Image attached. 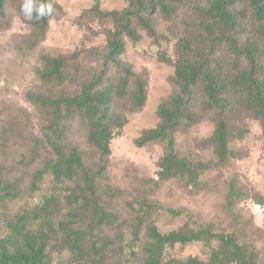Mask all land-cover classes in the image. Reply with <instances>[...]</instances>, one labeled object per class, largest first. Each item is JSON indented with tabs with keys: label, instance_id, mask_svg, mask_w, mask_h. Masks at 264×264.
<instances>
[{
	"label": "rangeland",
	"instance_id": "obj_1",
	"mask_svg": "<svg viewBox=\"0 0 264 264\" xmlns=\"http://www.w3.org/2000/svg\"><path fill=\"white\" fill-rule=\"evenodd\" d=\"M49 2L54 11L46 15V26L42 22L34 25L33 18L38 17L35 0L37 11L31 20L21 10L25 0H3L0 11V177L14 182L20 192L16 200L0 201V238L7 233V223L20 214L31 211L28 221L34 220V209L45 200H52L47 214L42 215L45 222L49 220L48 226L54 229L59 222H79L98 244L115 249L133 243L134 230L140 239L144 238L151 223L165 235L192 230L220 215L233 219L240 227V231L233 230L237 242L259 256L257 264H264V127L235 85L240 71L248 66L246 57L238 58L228 44L217 43L205 34L202 11L207 0H173L171 13L152 17L153 37L138 25H133L137 41L124 37L126 45L120 59L146 83L147 101L139 114L130 110V95L115 97L113 85L121 71L109 64L102 66L107 35L112 32V22L106 15L122 10L128 5L127 0ZM234 11L238 18L237 40L230 46L252 50L256 83L264 94V29L242 0L235 2ZM183 39L194 45L180 49ZM50 58L63 60L58 70L60 82L45 81L39 75L44 59ZM184 59L190 64L203 60L208 63L215 85L223 87L225 110L219 114L217 109L208 107L203 81L193 88L189 106L177 114L173 140H169L174 142L179 158L193 165L197 183L187 185L179 179L158 183L155 173L169 140L144 148H137L134 140L142 130L159 124V104L169 100L177 86L173 79L175 66L168 61L175 64ZM103 71L100 90L106 87L113 91L111 114L124 123L123 128L116 130L118 136L111 142V154L106 159L84 139L82 117L71 111L73 116L66 119L67 108H57L58 104L52 101L61 96L80 97L85 84ZM135 77L129 79L131 89ZM219 115L225 121L229 142L224 163L211 141ZM55 119L64 144L77 151L81 163L78 169L71 167L70 178L63 181L48 174L37 178L33 175L48 153H53L46 147L44 134L49 133L47 129ZM38 139L43 142L38 143ZM83 183H94V197L82 191ZM209 187L221 188L223 192H217L218 188L206 192ZM94 203L116 217L117 223L95 225ZM41 222L37 220L32 227L37 229ZM85 250L89 255V249ZM132 251V264H143L138 246ZM64 253H55L54 264L68 258ZM167 253L184 261L189 256L202 257V247L198 243L175 245L165 251V258ZM105 259H96L92 264H120L111 251Z\"/></svg>",
	"mask_w": 264,
	"mask_h": 264
},
{
	"label": "trees",
	"instance_id": "obj_2",
	"mask_svg": "<svg viewBox=\"0 0 264 264\" xmlns=\"http://www.w3.org/2000/svg\"><path fill=\"white\" fill-rule=\"evenodd\" d=\"M49 1L35 0L37 10ZM236 1L207 0V5L202 11L205 34L217 43L228 44L230 50L237 54L238 58L246 57L248 66L240 71L235 79V85L246 96L249 109L255 117L262 121L264 127V94L259 90L256 83L254 53L249 47L234 49L230 46L231 42L237 40L235 29L238 18L234 11ZM242 1L252 12L256 23L261 24L264 29V0ZM127 2L128 5L122 10L106 15L112 22V32L107 35L102 66L109 64L121 71L117 84L113 85L116 87L115 97L123 98L130 95L128 101L130 110L134 114H139L147 101L146 83L135 77L134 73L124 66L120 59L126 45L124 37L133 41L139 39L133 25H138L149 37H153L154 24L152 17L155 15L166 17L168 13H171L173 11V0H127ZM2 4L3 0H0V11ZM47 18L46 16L43 18L34 17V25L42 22L46 26ZM191 44L194 45L191 40L183 39L178 47L186 49ZM190 51L189 49L186 54ZM51 59H44V69L42 68L43 70L39 71V75L42 80L47 81L49 79V81H52L56 79L60 82L62 77L58 74V70L61 68L63 60L60 58ZM168 62L175 66L173 79L177 85L176 92L169 100H164L163 103L159 104L157 116L160 122L154 129L140 132V136L134 140V145L137 148H144L147 145L153 146L158 143L164 144L170 138L173 140L172 132L178 122V115L189 106L192 90L200 81L205 83L204 92L208 107L217 109L219 114L225 110L224 100L221 97L223 87L220 88L215 85L213 74L209 71L206 61H198L195 64H190L187 59L178 60L175 64L172 60ZM104 74L105 71L96 73L92 80L85 84L80 97L61 96L59 99L52 101L58 104L57 108L62 107V105L67 108L66 119L73 116L70 115L71 111L82 117V124L85 129L84 139L86 138L89 146L93 147L102 158L106 159L111 154V142L118 136L116 130L123 128L124 123L121 118H113L115 115L111 114L113 91L106 87L100 90ZM130 77H135L132 81L134 89L129 87ZM123 106H127V104H123ZM57 127L58 121L55 119L50 122L47 129L49 133L44 134L47 139L45 141L46 147L50 148L53 153L47 149L50 151L48 157L33 173L36 178L48 174L63 181L70 178L71 167L75 169L81 167L77 151L69 149L64 144V136L57 130ZM171 140L168 141L164 154L158 163L155 182L160 183L179 179L180 182L187 185H195L197 177L193 165L186 162L184 158H179L174 150V142ZM211 141L216 147L217 157L220 162L224 163L229 142L225 121L220 115L216 121ZM37 142L42 143L43 141L38 139ZM91 175L92 172L89 176ZM91 177V181H93L94 176ZM86 181L90 182V177L86 176ZM83 184L84 190L82 191L87 193L89 197H94L96 191L93 186L94 183L93 185ZM217 188L209 187L206 192H212ZM217 192L223 191L218 188ZM18 193L20 195L14 182L0 177V201L16 200L18 199ZM51 202L52 200H45L44 204L34 209L36 211L34 212V220L28 221L32 212L26 211L14 221L7 223V233L3 238H0V264H54L53 256L57 252L61 254L65 252V257L68 255V258H65V261L63 260L61 264H92L96 259L105 261L109 251L113 253V256H116L115 260L120 264H132L134 255L132 248L135 246H138L141 250L140 252L144 257L143 264H257L259 262V256H256L254 252L245 250V246L237 242V233L233 230L240 231V227L234 224L232 218L226 220L218 215L207 223H199L192 230L174 231L165 235H162L151 223L146 227L144 238L140 239L137 230H134L132 233L134 242L115 249L113 246H108V244L105 246L98 244L91 237V233L84 231L79 222H59L54 229L48 226L49 220L47 219L45 222L42 215L47 214ZM94 208L93 220L95 225L102 226L117 223L116 217L109 215L103 207L95 204ZM150 210L152 208L148 211ZM154 210L157 211L158 209L155 208ZM36 219L42 222L37 229H34L32 224L37 223ZM44 226H48L46 231L42 230ZM53 233L58 235L55 236ZM193 243H198L202 247V257L189 256L184 261H177V258L167 253L168 257L165 258L167 249H172L175 245L185 246ZM49 244L51 248L48 250ZM86 247L89 249V255L85 250ZM105 264H108V262L106 261Z\"/></svg>",
	"mask_w": 264,
	"mask_h": 264
},
{
	"label": "clouds",
	"instance_id": "obj_3",
	"mask_svg": "<svg viewBox=\"0 0 264 264\" xmlns=\"http://www.w3.org/2000/svg\"><path fill=\"white\" fill-rule=\"evenodd\" d=\"M22 12L26 16L27 19L31 20L33 18V12L37 11L33 6V0H25V3L22 5ZM54 11L51 3H47L41 5L39 10L37 11V16L39 18H43L46 15L51 14Z\"/></svg>",
	"mask_w": 264,
	"mask_h": 264
}]
</instances>
